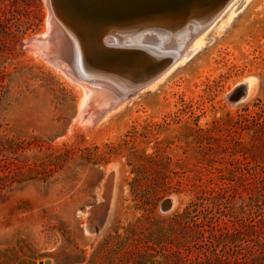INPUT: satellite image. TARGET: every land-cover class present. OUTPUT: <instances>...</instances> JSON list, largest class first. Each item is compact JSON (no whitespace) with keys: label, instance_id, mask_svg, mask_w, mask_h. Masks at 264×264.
<instances>
[{"label":"rangeland","instance_id":"obj_1","mask_svg":"<svg viewBox=\"0 0 264 264\" xmlns=\"http://www.w3.org/2000/svg\"><path fill=\"white\" fill-rule=\"evenodd\" d=\"M48 6L0 0V264H264V0H231L189 61L96 123L29 43Z\"/></svg>","mask_w":264,"mask_h":264},{"label":"bare ground","instance_id":"obj_2","mask_svg":"<svg viewBox=\"0 0 264 264\" xmlns=\"http://www.w3.org/2000/svg\"><path fill=\"white\" fill-rule=\"evenodd\" d=\"M230 1L48 0L50 21L29 43L44 62L83 87L78 111L96 123L118 110L127 99L122 96L139 83L145 86L137 92L153 90L189 61L201 47L198 38ZM102 25L107 27L98 31ZM243 84L238 104L257 95L255 79ZM174 204L168 198L163 208L171 210ZM91 226L90 234L95 233Z\"/></svg>","mask_w":264,"mask_h":264},{"label":"water","instance_id":"obj_3","mask_svg":"<svg viewBox=\"0 0 264 264\" xmlns=\"http://www.w3.org/2000/svg\"><path fill=\"white\" fill-rule=\"evenodd\" d=\"M107 27L106 25H102V26H99L98 27V31L99 29L102 30L103 28ZM95 33V32H94ZM97 33V32H96ZM95 36V35H94ZM97 36H99V32L97 34ZM142 83V82H141ZM139 83L137 86L138 87H135V90H131V91H128L127 93H125L121 100L123 99H126L128 97H130L131 95L135 94L139 89H141L142 87H144V83L141 84ZM146 84V83H145ZM245 85L242 84L241 86H239L229 97H228V101L232 104V105H236L240 102V99L242 98L243 94L245 93ZM109 192H110V189L109 191L106 193V196H105V204L102 205V204H98L96 205L95 207H93L91 209V219L90 221L93 219L96 220V225L95 227H93V225L90 227V229L92 230V232H98L99 229L101 228V226L103 225V221H104V212H105V209H106V206H107V203H108V197H109ZM167 202V200L163 201V203L161 204V212L163 213H167L169 212V208H163V204ZM91 225V223H90Z\"/></svg>","mask_w":264,"mask_h":264},{"label":"trees","instance_id":"obj_4","mask_svg":"<svg viewBox=\"0 0 264 264\" xmlns=\"http://www.w3.org/2000/svg\"><path fill=\"white\" fill-rule=\"evenodd\" d=\"M0 24H2V21H0Z\"/></svg>","mask_w":264,"mask_h":264}]
</instances>
